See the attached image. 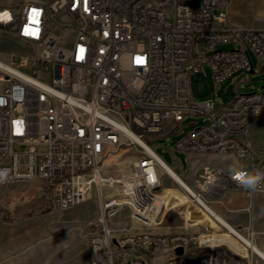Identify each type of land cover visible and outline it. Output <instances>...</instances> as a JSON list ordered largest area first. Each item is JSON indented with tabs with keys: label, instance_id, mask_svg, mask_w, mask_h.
<instances>
[{
	"label": "built area",
	"instance_id": "1",
	"mask_svg": "<svg viewBox=\"0 0 264 264\" xmlns=\"http://www.w3.org/2000/svg\"><path fill=\"white\" fill-rule=\"evenodd\" d=\"M230 2L87 0L85 6V0H46L16 10L0 7V28L25 48L0 59V194L8 185L41 181L53 207L67 211L95 192V232H106L109 250L93 234L91 264H255L252 256L208 234L156 231L163 207L158 196L171 176L146 141L161 135L167 122L204 118L175 150L250 155L239 137L264 117V91L237 95L216 109L211 101L196 102L191 87V73L205 64L222 84L240 72L255 73L251 52L264 60V29L233 24ZM32 9L39 12L36 22L30 20ZM61 10H68L67 18H60ZM226 44L233 48H220ZM120 151L136 156L128 172L120 163L112 175L107 160ZM139 156H147L145 167H138ZM244 169L264 171L257 162ZM182 180L188 187L181 189L199 204L229 190L250 199L264 194L245 189L215 165ZM112 189H120L119 198H110ZM123 191L143 199L144 207L121 201ZM108 200H116V207H108ZM142 227H149L148 237L136 236ZM247 231L253 242L251 224Z\"/></svg>",
	"mask_w": 264,
	"mask_h": 264
},
{
	"label": "rangeland",
	"instance_id": "2",
	"mask_svg": "<svg viewBox=\"0 0 264 264\" xmlns=\"http://www.w3.org/2000/svg\"><path fill=\"white\" fill-rule=\"evenodd\" d=\"M29 1L46 0H0V7L16 10L20 4ZM227 12L241 26L264 28V0H233L230 9L227 7ZM220 48L230 50L233 45H221ZM24 51L22 41L0 28V59L7 61L13 54ZM250 56L255 73L240 72L222 84L216 83L206 64L201 72L191 73V87L196 102L211 101L218 109L237 95L264 91V60H258L252 52ZM204 122V118L196 117H190L182 124L167 122L161 135L146 138L153 150L181 179L198 177L204 165L222 164L232 167L237 160L241 165L250 162L247 158L238 159L232 153L201 155L175 150L179 141ZM252 152L251 148L250 153ZM135 156L134 151H120L112 155L107 160L114 165L110 174L119 173L117 164L120 163H123L124 169L130 170L125 165ZM261 167L264 169V162ZM164 193L167 194V199L157 222V232L178 233L188 229L190 232L208 234L214 241L226 243L235 251L249 255V249L241 241L228 234L168 177L162 182L160 194ZM125 196H121V201ZM128 201L130 204L134 203L133 198ZM210 206L217 207L222 217L245 237L248 224L253 221L258 230L253 242L264 248V217L259 215L260 211L254 210L256 203L249 197L229 191L218 200L210 201ZM99 213L98 196L95 192L88 202L60 211L53 207L50 195L41 181L6 186L0 194V264H91L90 240L93 234L98 233L95 232L97 228L94 223ZM121 224L129 228L131 223L123 221ZM139 231L145 232V229ZM252 257L255 264H264L259 257ZM115 264H118L117 259Z\"/></svg>",
	"mask_w": 264,
	"mask_h": 264
},
{
	"label": "bare ground",
	"instance_id": "3",
	"mask_svg": "<svg viewBox=\"0 0 264 264\" xmlns=\"http://www.w3.org/2000/svg\"><path fill=\"white\" fill-rule=\"evenodd\" d=\"M32 4H33V1L22 3V5H32ZM67 17H68V10H61L60 11V18H67ZM137 140H138V142L140 144L145 145L147 147V145L145 143H143L140 139H137ZM241 143L244 144L242 141H241ZM147 148L151 151V153L156 155L149 147H147ZM156 157H158V156L156 155ZM158 159H159V157H158ZM159 160H160V163L163 165V167L166 169V171L171 176V179H173V181L175 183L181 184V185H183L185 187H188L185 184V182L181 179V177H179L161 159H159ZM145 163H147V156H139V158H138V167H145ZM125 166H128V168H130L128 164H126ZM218 168H220V167L218 166ZM122 170L125 173L128 172V170L124 169V167H123ZM119 194H120V189H112L110 191V198H116V196H118ZM124 194H126V196ZM121 196H125L123 201H127L129 206L136 207V208H143L144 207V200L140 199V198H135V194L134 193H130V191H123L121 193ZM132 198L134 199V203L130 204L128 199L131 200ZM166 199H167V194L166 193H164L163 195L160 194L158 196L157 203L162 202V204L164 206V202H165ZM197 204L200 205L201 207H204L203 209L210 215V217H212L215 221L219 222L225 229H227L233 235H235V237L237 236V237H239L241 239L239 241H241L250 251L249 255H245V256H254L255 255V256L259 257V259H261L264 262V251L261 248H259L257 245H255L251 240H249L246 237H244L241 233L236 231L218 213H216L212 208H210L211 207L210 204L206 203L204 200H201V204H199V203H197ZM108 207H116V200H108ZM162 210H163V207H162ZM158 219L156 220V224L158 222ZM136 236L148 237L149 236V231L145 230V232H136ZM94 241L95 242H102V250H109V241H106V232H98L96 235H94Z\"/></svg>",
	"mask_w": 264,
	"mask_h": 264
},
{
	"label": "crops",
	"instance_id": "4",
	"mask_svg": "<svg viewBox=\"0 0 264 264\" xmlns=\"http://www.w3.org/2000/svg\"><path fill=\"white\" fill-rule=\"evenodd\" d=\"M233 3V0H231V2L229 3L228 5V8L230 9V6L232 5ZM229 14V13H228ZM229 18L231 20V22L235 25H239L235 19H232L230 17V14H229ZM241 26V25H239ZM247 27V26H245ZM252 27V26H251ZM259 29H264V28H259ZM240 140L248 145L250 147V149L252 148L253 149V152L250 153V155L247 157V160H250V162H248L246 165H242L244 168L246 167H249L252 162H257L258 163V166L260 168L261 165L263 164L264 162V117L254 123L250 130H249V134L248 135H240ZM211 165H215V166H219L221 169H223L224 171H230L229 169L231 167H228V166H225V165H222V164H211ZM205 166V165H204ZM203 168V167H202ZM202 168L200 169L199 173L201 172ZM263 169V168H262ZM192 177H195V176H192ZM173 180V179H172ZM174 182V181H173ZM177 184V183H176ZM180 186V184H177ZM229 191H234V190H229ZM227 191V192H229ZM226 192V193H227ZM236 192V191H235ZM237 193H240V194H243L245 196H247L246 194L242 193V192H237ZM225 194V193H224ZM223 194V195H224ZM263 194H256L254 196L253 199H251L253 201V203H256V207H255V211H260L262 208H264V197L262 196ZM248 197V196H247ZM198 205V204H197ZM203 211H205L203 208L204 207H201L200 205H198ZM210 207V206H209ZM212 208L216 213H218L221 217L222 215L220 214L218 208L216 207H210ZM206 212V211H205ZM207 213V212H206ZM208 214V213H207ZM209 215V214H208ZM210 216V215H209ZM223 218V217H222ZM228 224H230L232 226V224L227 221L225 218H223ZM217 222V221H216ZM221 227H223L219 222H217ZM250 224L253 226L255 232H256V235L254 238H256V236L258 235V230L256 228V225L253 221L250 222ZM250 224H248L250 226ZM233 227V226H232ZM224 228V227H223ZM234 228V227H233ZM139 229H145V230H148L149 231V227H142V228H137L136 229V232H140ZM225 229V228H224ZM235 229V228H234ZM228 234L232 235L235 237V235H233L230 231H228L227 229H225ZM236 230V229H235ZM238 231V230H236ZM239 232V231H238ZM240 233V232H239ZM237 238V237H235ZM260 248V247H259ZM263 251H264V248H261Z\"/></svg>",
	"mask_w": 264,
	"mask_h": 264
},
{
	"label": "clouds",
	"instance_id": "5",
	"mask_svg": "<svg viewBox=\"0 0 264 264\" xmlns=\"http://www.w3.org/2000/svg\"><path fill=\"white\" fill-rule=\"evenodd\" d=\"M244 152H240V157L243 158ZM232 173V179L237 181L241 186L247 190L255 191L260 189L264 191V171L253 170L248 171L240 164L239 160L235 161L233 166L229 169ZM259 215L264 217V208L260 210Z\"/></svg>",
	"mask_w": 264,
	"mask_h": 264
},
{
	"label": "snow or ice",
	"instance_id": "6",
	"mask_svg": "<svg viewBox=\"0 0 264 264\" xmlns=\"http://www.w3.org/2000/svg\"><path fill=\"white\" fill-rule=\"evenodd\" d=\"M87 5V0H85V6ZM87 10V9H86ZM31 16H30V20L36 22V18L39 16V12L36 9H32L31 10ZM4 15H7L6 13ZM25 34H35V33H29L28 30L25 31ZM82 51V50H81ZM139 62H143L142 60H140V58H138Z\"/></svg>",
	"mask_w": 264,
	"mask_h": 264
},
{
	"label": "water",
	"instance_id": "7",
	"mask_svg": "<svg viewBox=\"0 0 264 264\" xmlns=\"http://www.w3.org/2000/svg\"><path fill=\"white\" fill-rule=\"evenodd\" d=\"M263 89H264V87H263ZM113 243H114V244H117L115 239L113 240ZM179 252H181V250H180Z\"/></svg>",
	"mask_w": 264,
	"mask_h": 264
}]
</instances>
